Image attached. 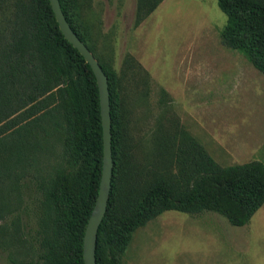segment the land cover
<instances>
[{"label":"trees","instance_id":"trees-1","mask_svg":"<svg viewBox=\"0 0 264 264\" xmlns=\"http://www.w3.org/2000/svg\"><path fill=\"white\" fill-rule=\"evenodd\" d=\"M217 2L227 17L225 44L242 52L264 75V0ZM60 3L69 24L91 50L76 24L78 0ZM100 64L109 79L114 169L98 233L97 264H123L134 233L168 211L214 212L232 226L248 225L264 206V163L221 167L192 140L176 154L175 175L157 176L145 188L124 192L122 100L115 74ZM51 153L59 154V162L40 180L37 228L29 240L20 181ZM103 166L100 92L91 66L65 38L49 0H0V248L9 241H30L33 256L30 262L10 257V264H85V231ZM8 214L16 215L11 232Z\"/></svg>","mask_w":264,"mask_h":264},{"label":"rangeland","instance_id":"rangeland-1","mask_svg":"<svg viewBox=\"0 0 264 264\" xmlns=\"http://www.w3.org/2000/svg\"><path fill=\"white\" fill-rule=\"evenodd\" d=\"M157 2L78 0L76 9L92 53L117 78L126 193L175 175L176 154L190 140L221 167L264 163V75L225 44L227 17L217 0H162L148 14ZM42 160L20 181L29 240L37 228L40 180L59 154ZM13 218L6 216L9 232ZM263 219L264 206L244 227L214 212L168 211L134 233L123 264H264ZM29 243L7 242L0 264H10V257L30 262Z\"/></svg>","mask_w":264,"mask_h":264},{"label":"water","instance_id":"water-1","mask_svg":"<svg viewBox=\"0 0 264 264\" xmlns=\"http://www.w3.org/2000/svg\"><path fill=\"white\" fill-rule=\"evenodd\" d=\"M49 1L60 30L65 38L81 53L87 63L91 66L99 86L104 138V166L99 195L85 231L83 254L85 264H97L96 249L98 233L107 213L114 169L109 79L98 59L69 24L63 12L60 0Z\"/></svg>","mask_w":264,"mask_h":264},{"label":"crops","instance_id":"crops-1","mask_svg":"<svg viewBox=\"0 0 264 264\" xmlns=\"http://www.w3.org/2000/svg\"><path fill=\"white\" fill-rule=\"evenodd\" d=\"M262 208H263V207H262ZM262 208H261V209H262ZM261 209H260V210H261ZM257 214H258V212L254 215V217L252 218L251 221H253L255 218H257ZM263 221H264V219H263Z\"/></svg>","mask_w":264,"mask_h":264}]
</instances>
